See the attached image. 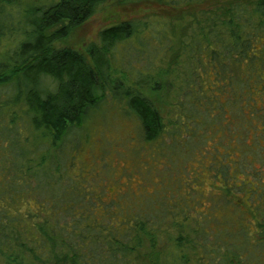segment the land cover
<instances>
[{"label":"trees","instance_id":"obj_1","mask_svg":"<svg viewBox=\"0 0 264 264\" xmlns=\"http://www.w3.org/2000/svg\"><path fill=\"white\" fill-rule=\"evenodd\" d=\"M108 1L32 5L9 51L2 15L9 21L16 0H0V87L11 90L0 98V264H264V181L246 202L229 187L202 197L188 181L113 192L103 171L73 172L67 152L80 141H71L74 129L109 98L137 120L141 142L169 138L185 152L223 120L217 111L240 119L236 90L264 63V0H156L163 11L197 8L184 32L156 13L111 23L100 43L56 46ZM210 69L217 84L208 86ZM168 92L173 127L156 104Z\"/></svg>","mask_w":264,"mask_h":264},{"label":"rangeland","instance_id":"obj_2","mask_svg":"<svg viewBox=\"0 0 264 264\" xmlns=\"http://www.w3.org/2000/svg\"><path fill=\"white\" fill-rule=\"evenodd\" d=\"M52 1L55 0H16L15 6H12L9 21L6 18L7 14L2 15L5 22L2 32L3 49L11 50L15 36L20 33L17 28L20 26L22 29L25 26L24 21L29 7L34 4H48ZM209 4L213 5L214 1H207L203 6ZM21 6L25 7L17 9ZM162 9L156 0H141L137 3L109 0L101 5L88 21L55 44L57 47L81 48L87 43H100L101 30L111 23L132 18L150 19L154 18L153 14L156 13L169 18L176 26V32L181 34L190 25L197 11L196 7L166 11ZM18 19L21 20L20 23ZM170 54L171 52L157 66L165 67L170 60ZM123 58L127 61L125 56ZM139 58L141 65L147 67L151 65L148 55ZM212 71L210 69L206 72L208 86L210 83L217 84ZM262 80H264V63L258 61L255 78L251 79L246 87L236 90L235 97L240 102L237 110L242 113H239L242 117L236 119L235 117L239 115L232 110V113L228 112V117L234 116L235 120L231 117L227 119V110L224 108L222 112L217 111V114L214 112L223 120L216 124L211 122L198 137L191 139L186 146V152L178 145L174 147L169 138H164L160 143L141 142L143 137L137 120L127 114L125 105H122L120 101L109 98L100 109L90 114L88 123L74 129L71 134L70 138L74 143L80 138L77 147L67 149L74 160L73 172L96 174L98 171H103L114 183L111 188L113 192H117L118 184L119 188L124 186L130 190L140 188L148 192L160 183L188 181L189 188L196 189L202 197L204 196L202 192L219 191L220 193L227 189L225 187H229L234 188L238 192L237 196L246 202L244 199L249 191L255 190L253 185L257 184L259 187L264 181V169L258 167L260 164L264 165V111H262L264 83ZM225 85L226 82L221 86ZM9 94H11L9 88L0 87L1 100ZM167 94L163 98L164 104L159 102L156 104L164 109L163 117L168 127H173L178 123L176 111L168 103L174 104L175 101L172 92ZM166 104L168 105L165 106ZM173 149L183 154L171 155L168 159V151ZM241 163L250 166L252 172L254 171L253 178H245L241 172L246 167L241 166ZM120 178L123 181L122 184L116 181ZM164 187L171 188L167 184H164ZM235 191L232 192L236 196Z\"/></svg>","mask_w":264,"mask_h":264}]
</instances>
